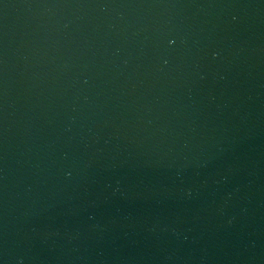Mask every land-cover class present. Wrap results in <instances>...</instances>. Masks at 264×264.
<instances>
[{
	"label": "water",
	"instance_id": "1",
	"mask_svg": "<svg viewBox=\"0 0 264 264\" xmlns=\"http://www.w3.org/2000/svg\"><path fill=\"white\" fill-rule=\"evenodd\" d=\"M0 264H264V0H0Z\"/></svg>",
	"mask_w": 264,
	"mask_h": 264
}]
</instances>
